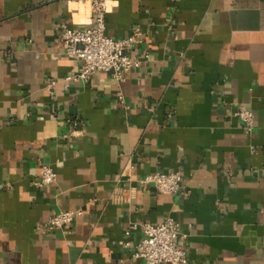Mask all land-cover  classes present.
Returning a JSON list of instances; mask_svg holds the SVG:
<instances>
[{
  "label": "crops",
  "instance_id": "obj_1",
  "mask_svg": "<svg viewBox=\"0 0 264 264\" xmlns=\"http://www.w3.org/2000/svg\"><path fill=\"white\" fill-rule=\"evenodd\" d=\"M91 21L84 0H0V264H143L141 225L167 216L187 264H264V0H111L107 33H143L120 83L67 79L61 24ZM177 170L174 194L142 181Z\"/></svg>",
  "mask_w": 264,
  "mask_h": 264
},
{
  "label": "built area",
  "instance_id": "obj_2",
  "mask_svg": "<svg viewBox=\"0 0 264 264\" xmlns=\"http://www.w3.org/2000/svg\"><path fill=\"white\" fill-rule=\"evenodd\" d=\"M84 1L91 6V23L83 28L73 27L66 22L61 24L60 38L65 45L67 55L81 61L80 72L70 74L67 79H89L94 73L102 70L110 72L120 83L141 63L137 55L127 51V47L136 41L141 42L143 33L137 28L132 35L125 38L116 39L110 36L107 33V12L111 0ZM51 85L49 84V87ZM233 113L244 122L248 131L253 130L255 115L252 110L240 107ZM130 168L133 169L134 165L130 164ZM56 180L57 171L54 166L42 163L36 185L43 187ZM182 180L183 176L179 170L149 173L142 179L145 185L152 184L159 191L173 194L181 188ZM76 214L75 209L54 213L47 225L50 228L63 227L70 224ZM141 227L144 236L137 243L134 255L142 258L143 264H187L189 262L187 247L178 242L179 222L174 217L167 216L160 223L144 222ZM126 233L130 234V231Z\"/></svg>",
  "mask_w": 264,
  "mask_h": 264
}]
</instances>
